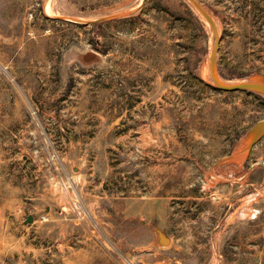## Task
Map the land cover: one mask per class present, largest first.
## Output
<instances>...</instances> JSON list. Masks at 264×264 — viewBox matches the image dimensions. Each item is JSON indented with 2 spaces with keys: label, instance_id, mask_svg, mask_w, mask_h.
I'll return each mask as SVG.
<instances>
[{
  "label": "rangeland",
  "instance_id": "374dc122",
  "mask_svg": "<svg viewBox=\"0 0 264 264\" xmlns=\"http://www.w3.org/2000/svg\"><path fill=\"white\" fill-rule=\"evenodd\" d=\"M196 1L218 71L264 78V0ZM141 2L0 0V264H264V139L213 167L264 98L198 78L187 0Z\"/></svg>",
  "mask_w": 264,
  "mask_h": 264
},
{
  "label": "water",
  "instance_id": "95a60500",
  "mask_svg": "<svg viewBox=\"0 0 264 264\" xmlns=\"http://www.w3.org/2000/svg\"><path fill=\"white\" fill-rule=\"evenodd\" d=\"M144 1L145 0H142L138 8L141 7ZM187 1L192 6V8H194L198 12V14L204 19V21L208 24L213 37V45L211 48V52L206 67L205 77L207 78V80L204 81L199 76L198 78L201 81H203L205 84L219 91L248 92L264 98V78L260 75L254 74L245 79L236 80V81L226 80L222 78V76L218 71L217 63H216V56L218 53L219 42H220L217 26L211 15L201 4H199L196 0H187ZM105 20H108V18L96 20L94 23H99ZM261 139H264V120L256 122L244 134V136H242V138L239 140L238 145L233 148L232 152L228 156L219 159L213 165V167L240 165L248 158L252 149ZM31 221L32 219L28 217L25 223H30ZM158 239L160 244H169V239L165 236V234H163L160 231H158Z\"/></svg>",
  "mask_w": 264,
  "mask_h": 264
},
{
  "label": "trees",
  "instance_id": "16d2710c",
  "mask_svg": "<svg viewBox=\"0 0 264 264\" xmlns=\"http://www.w3.org/2000/svg\"><path fill=\"white\" fill-rule=\"evenodd\" d=\"M95 26H102V24H96ZM220 73V72H219ZM220 75L222 76V78H224V79H226L221 73H220ZM227 80V79H226ZM211 87V86H210ZM212 88V87H211ZM214 89V88H213ZM216 90V89H215ZM248 93V92H247ZM257 97H259V96H257Z\"/></svg>",
  "mask_w": 264,
  "mask_h": 264
}]
</instances>
